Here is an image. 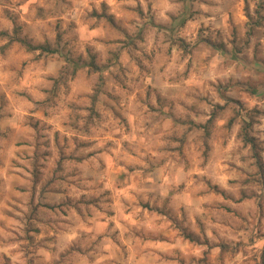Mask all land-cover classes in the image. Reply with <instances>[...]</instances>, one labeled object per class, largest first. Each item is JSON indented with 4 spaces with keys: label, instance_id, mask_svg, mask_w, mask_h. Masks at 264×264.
<instances>
[{
    "label": "clouds",
    "instance_id": "9594fccd",
    "mask_svg": "<svg viewBox=\"0 0 264 264\" xmlns=\"http://www.w3.org/2000/svg\"><path fill=\"white\" fill-rule=\"evenodd\" d=\"M0 264H264V0H0Z\"/></svg>",
    "mask_w": 264,
    "mask_h": 264
}]
</instances>
